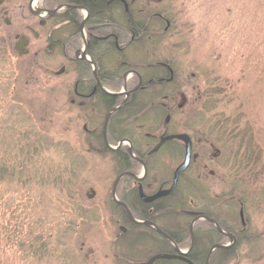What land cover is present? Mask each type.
I'll return each instance as SVG.
<instances>
[{"label":"rangeland","instance_id":"1","mask_svg":"<svg viewBox=\"0 0 264 264\" xmlns=\"http://www.w3.org/2000/svg\"><path fill=\"white\" fill-rule=\"evenodd\" d=\"M28 3L0 0V161L26 165L25 185L18 177L14 184L0 183V229L9 223L14 230L20 216L21 239L27 241L14 239L11 251L0 250V264H112L115 243L128 254L137 245L127 241L132 236H120L124 222L112 203L122 168L90 142L85 128L96 124L71 103L77 79L91 77L74 62L71 42L82 41H68L64 31L51 41L44 33L36 39L28 29L34 22ZM139 6L151 13L137 14ZM132 7L141 22L158 13L171 23L163 34L166 22H152L156 36L131 45L126 56L135 67L148 60L174 68L177 98L168 126L190 133L198 155L193 183L189 190L182 184L179 196L219 216L226 228L242 229L244 209L242 241L228 258L211 264H264V0H139ZM54 41L64 46L49 48ZM123 77L116 91L126 85ZM154 112L142 122L148 132L165 126L167 113ZM140 125L130 133L113 132L114 141L129 136L146 148ZM215 149L221 155L213 159ZM204 160H210L206 169ZM156 168L148 181L159 176ZM188 248V242L180 246Z\"/></svg>","mask_w":264,"mask_h":264},{"label":"flooded vegetation","instance_id":"2","mask_svg":"<svg viewBox=\"0 0 264 264\" xmlns=\"http://www.w3.org/2000/svg\"><path fill=\"white\" fill-rule=\"evenodd\" d=\"M138 2L139 0L132 2L129 0H29L28 9L34 22L28 29L36 39L44 33L47 34L48 41H51L52 36L58 31H64L69 33L68 41L77 38L82 41L79 45L71 42L75 45L71 47L76 53L74 62L80 70H89L91 77L87 81L82 78L77 79L74 85V99L71 103L76 104L82 114H86L84 116L86 120L93 125L96 124L95 127L92 126V130L89 127L85 128L89 131L90 142H97L102 153L113 154L122 168L114 185L123 175L118 183L116 195L129 210L132 218L122 205L114 201V198L112 203L124 222V226L119 227L120 236H132L127 241H133L137 245L136 252L128 254L124 246L121 248L119 243H115L110 262L112 264H206L212 247L228 246L213 252L209 263L211 264L219 250H235L242 241L247 227L244 209L241 207L239 212L242 229L226 228L219 216L199 210L179 196L182 192V184L186 190H189L193 183L191 173L198 155L195 154V138L190 133L168 126L171 121L169 113L173 110L177 98L174 90L176 81L174 68L168 62L152 63L148 60L135 67L130 64L126 56L131 45L144 44L145 39L156 36L154 32L156 28L150 29L152 22L154 24L155 21L166 22L167 26L163 34L170 30L171 23L158 13L151 15L152 18L149 20L139 21L142 17L137 19V14L151 12L139 6L135 14L132 5ZM62 6L64 8L56 11ZM53 11L56 12L51 14L50 12ZM43 13L45 15H42ZM57 43L54 41L49 48L55 47ZM60 43L56 47L62 46ZM29 45L28 40L23 41L26 50ZM24 48L22 49L25 50ZM84 52L94 64L82 57ZM114 60L117 62L114 63ZM131 74H135L137 79H131ZM122 76L126 77V85L123 90L116 91L117 87H120ZM172 102L174 104L171 107ZM116 108L118 109L113 111ZM179 108H182V105H179ZM111 111L113 113L110 115ZM153 111L167 113L165 126L157 131L149 128L148 132L146 127L143 128L142 122ZM100 114L105 115L101 125L97 124ZM137 123H141L136 128L146 148H138L129 136L114 141L113 132L122 128L125 133H130L132 125ZM142 130L146 132L142 133ZM179 135H187L190 138L192 158L189 168L180 175L174 188L175 173L186 156V142L175 137ZM170 137L173 138L166 140ZM220 155V150L215 149L212 158L216 159ZM163 156L168 157L172 165H169ZM209 161L204 160V169L208 168ZM154 166H157L156 169L160 174L157 177L153 175L154 178L151 176L148 181L150 169ZM241 181L243 176L238 174L237 188L240 187ZM172 189L171 193L150 201V198L158 193L169 192ZM238 192L240 193V190ZM123 240L121 239L120 243H123ZM186 242L189 248L184 252L180 246ZM139 246L142 247L141 250H138ZM206 246L209 248L206 249ZM178 249L185 254H180ZM157 256L160 258L153 260Z\"/></svg>","mask_w":264,"mask_h":264},{"label":"trees","instance_id":"3","mask_svg":"<svg viewBox=\"0 0 264 264\" xmlns=\"http://www.w3.org/2000/svg\"><path fill=\"white\" fill-rule=\"evenodd\" d=\"M10 101V100H9ZM12 101V100H11ZM26 165L22 162H17L14 165L10 164L9 161H0V183L5 182L6 184H14L15 179L18 177L19 183H23L22 185H25L26 183H24V173L26 172ZM16 183V181H15ZM26 192H30V190H27ZM21 217L19 216L18 220L16 219V223H15V229L12 230L10 228L9 223H6L5 226H3L0 229V234L2 235V237L4 238L2 240V242H0V250L5 251V252H9L12 250L13 246H14V239H17V241H21L22 243H26V238H24V236L22 238H24V241L21 239V230L19 229V223H21ZM15 232H18L17 235H15ZM20 236V237H19ZM31 246H29L30 248ZM233 250H219L216 254V256L214 257V260L216 258L218 259H226L228 258L231 253H233Z\"/></svg>","mask_w":264,"mask_h":264},{"label":"water","instance_id":"4","mask_svg":"<svg viewBox=\"0 0 264 264\" xmlns=\"http://www.w3.org/2000/svg\"><path fill=\"white\" fill-rule=\"evenodd\" d=\"M62 8H64V6L59 7L56 11H58V10H60V9H62ZM56 11H53V12H50V13L53 14V13H55ZM82 57H83L85 60H87V61H89V62L92 63V61L88 58V56L86 55L85 52L83 53V56H82ZM92 64H94V63H92ZM117 109H118V108L114 109L113 111H115V110H117ZM113 111H111L110 115L113 113ZM108 119H109V118H108ZM175 137L178 138V139H181V140H183V141L186 142V156H185V161H184L183 164L177 169V171H176V173H175V183H174V188H175L176 185H177V182H178V180H179L180 175H181L183 172H185V171L189 168L190 163H191V158H192V144H191L190 138H189L187 135H179V136H175ZM171 138H173V137L166 138V140H169V139H171ZM164 141H165V140H164ZM157 149H158V148H157ZM124 175H125V174H124ZM122 177H123V175L119 177V179L117 180L116 184L114 185V188H113V198H114V201H115L116 203L122 205V206L127 210V212L129 213L130 217L132 218V215H131V213L129 212V210L126 208V206L123 205V204H122V203L116 198L117 186H118V183H119V181L121 180ZM172 191H173V189L170 190L169 192H160V193H158L156 196H154L153 198H150V201H153V200H156V199H158V198H160V197H163L164 195H167V194L171 193ZM227 247H228V246H219V245H218V246H214V247H212V249H211V251H210V254H209V256H208V259H207V263H206V264H209V263H210V260H211L212 254H213V252H214L216 249H218V248H227ZM178 252H179L180 254H183V255L185 254V253L181 252L179 249H178ZM158 258H160V256L155 257L153 260L158 259ZM153 260H152V261H153Z\"/></svg>","mask_w":264,"mask_h":264},{"label":"bare ground","instance_id":"5","mask_svg":"<svg viewBox=\"0 0 264 264\" xmlns=\"http://www.w3.org/2000/svg\"><path fill=\"white\" fill-rule=\"evenodd\" d=\"M36 3L34 4V7H35ZM42 15H45L44 13Z\"/></svg>","mask_w":264,"mask_h":264}]
</instances>
